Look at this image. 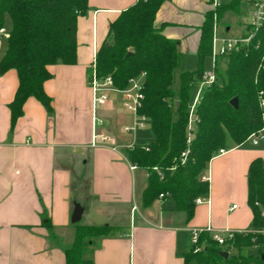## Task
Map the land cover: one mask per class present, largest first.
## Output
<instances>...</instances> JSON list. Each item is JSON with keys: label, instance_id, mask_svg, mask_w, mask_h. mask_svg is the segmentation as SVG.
Segmentation results:
<instances>
[{"label": "crops", "instance_id": "1", "mask_svg": "<svg viewBox=\"0 0 264 264\" xmlns=\"http://www.w3.org/2000/svg\"><path fill=\"white\" fill-rule=\"evenodd\" d=\"M136 1L88 0L87 11L78 16L76 62L49 65L52 77L44 89L52 98L51 111L29 96L12 128L9 103L18 74L14 68L0 73V264H66L76 202L83 207L77 223L120 229L97 239L94 264H185L182 252L191 246L193 228L226 233L253 229L247 174L254 158L264 161V137L256 144L247 139L211 158L209 191L192 216L169 195L144 205L149 173L138 165L131 168L126 149L145 142L125 134L131 115L120 105V93L111 92L107 104L97 109L103 120L98 131L111 141L92 145L88 76L93 51L107 38L110 23ZM247 4L252 6V0ZM210 10L212 0H166L156 14L155 25L179 40L182 71L196 68L200 26ZM228 11L217 26L227 34ZM248 23L237 35L245 33ZM6 47L7 39L0 40V59ZM44 220H50L51 228Z\"/></svg>", "mask_w": 264, "mask_h": 264}, {"label": "trees", "instance_id": "2", "mask_svg": "<svg viewBox=\"0 0 264 264\" xmlns=\"http://www.w3.org/2000/svg\"><path fill=\"white\" fill-rule=\"evenodd\" d=\"M164 1L137 0L121 11L110 23L107 38L98 48L96 64L98 74L111 75L118 88L127 87L130 77L145 72L139 113L148 117L154 139L135 143L126 153L132 164L149 173L142 194L144 205L163 193L174 199L178 209L192 216L196 197L208 194L209 182L201 180L200 175L213 155L221 147L241 144L264 126V108L260 103V98H264V21L247 43L220 57L219 65L225 63L224 73L204 88L195 111L198 119L194 136L188 142V109L194 85L212 52L214 12L219 21L227 10L240 12L242 0L222 3L205 14L196 68L180 72L177 90L175 71L182 55L179 40L166 36L155 25ZM87 9L88 0H0V26L5 25L8 16L11 31L0 59V73L14 68L19 81L9 103L12 128L23 114L29 96L52 110V98L44 89V82L52 77L49 65L76 62L78 16ZM128 51L132 54L127 55ZM235 96L237 106L231 103ZM186 148H189L187 158L181 163L180 154ZM247 178L253 229L233 232L226 237L224 247L208 231L201 232L202 248L195 250L191 245L184 250L185 264H264L262 158L251 161ZM42 223L51 228L50 220ZM119 230L108 223H76L72 243L64 250L66 264H94L92 254L97 239ZM233 248L236 253L231 252ZM222 250L229 251V256L222 255Z\"/></svg>", "mask_w": 264, "mask_h": 264}, {"label": "built area", "instance_id": "3", "mask_svg": "<svg viewBox=\"0 0 264 264\" xmlns=\"http://www.w3.org/2000/svg\"><path fill=\"white\" fill-rule=\"evenodd\" d=\"M213 10L215 11L216 8L220 5L218 0H212ZM252 12L249 24L253 26V29L250 34L247 36H237L233 38L223 37L222 39L219 38L217 35V26H218V19L217 14L214 12V31H213V39H212V52H211V59H212V67L211 69H206L203 71L202 75L199 79V86L196 92V95L192 98V101L189 104V116H188V124H187V131H188V142H190L191 138L194 136L196 123H197V115H196V107L201 99L202 92L204 88L217 80V71L219 65V59L221 56L229 53L232 50L238 49L241 45L247 43L251 36L255 33L258 27L264 21V0H252ZM11 35V31L5 25L0 26V40L8 39ZM219 40L222 41L221 45L218 47ZM97 53L98 50L95 48L93 51V59L91 63V71L88 76V82L92 89V103H93V135H92V145H97V143H107L111 141V137L104 133H99L98 126L103 123V120L97 115V109L102 106L106 105L109 101V95L111 92H117L122 95L121 104L122 106L129 112H132L134 115L137 116V122L140 127H145L146 122L149 121L148 117L143 114L139 113V109L143 104L144 99V80H145V72L140 73L137 76L130 77L129 84L125 88H118L114 85V81L111 75H107L105 77H101L98 74L97 70ZM260 103L264 108V98H260ZM264 126L258 130L257 132H253L250 134L248 139L256 144L264 137ZM135 129L130 125H125L124 130L126 132ZM133 145V144H132ZM131 145V146H132ZM189 148L183 150L180 154V161L184 163L187 158ZM226 151V148L221 147L219 150L213 155L221 154ZM136 164H132L131 168H135ZM158 169L157 167H155ZM172 169L175 166L171 167ZM200 179L203 181H210V172L204 171L200 175ZM164 196L163 193L160 194V197ZM205 195L198 196L195 199V202H203L205 201ZM235 206V205H234ZM262 215H264V210H262ZM203 231H208L212 238L215 239L219 245L222 247L225 246V239L227 236L231 235L232 233H226L223 230H215L211 227L206 228H193L190 234V241L191 245H194L195 250H200L202 245L199 243V236L200 233ZM262 233L264 234V229H262Z\"/></svg>", "mask_w": 264, "mask_h": 264}, {"label": "rangeland", "instance_id": "4", "mask_svg": "<svg viewBox=\"0 0 264 264\" xmlns=\"http://www.w3.org/2000/svg\"><path fill=\"white\" fill-rule=\"evenodd\" d=\"M241 8L242 9L240 10L239 13L233 12V11H228L226 13L225 19L227 20V22L230 23L231 31L229 34H227L226 32L223 33L224 31L220 32L219 28H217V35L219 36L220 39H222L223 37L233 38V37L240 36L237 34L244 30L245 24L250 21L251 12L253 10L252 6L247 4V0H242ZM6 19H5V26L9 27L10 26V18L7 17ZM252 29H253V26H251V24L248 23L247 27H246V31L243 34V36H247L248 34H250ZM221 43H222V41L219 40L218 47L221 45ZM211 67H212V59H211V55H210V56H207L205 59V70L211 69ZM218 67H219V71H217V77L220 78V75L222 73H224L225 63L222 62ZM182 70H183V65L176 68V71H175L176 78H175L174 88L176 90L179 88V74ZM198 86H199V81L194 85V88L192 91V98L196 95V92L198 90ZM121 99H122V95L120 94V101H121ZM120 105H122V104H120ZM122 108L129 115H131L130 120L128 121V123L126 125H130L132 127H135V129H132L131 131L125 133L126 135H128V138L132 139V140L136 139L137 141H140V142L152 141L154 139V134H153V131L151 129L149 121L146 122L145 127H140L139 124L136 123L137 122V116L134 115L132 112L127 111L123 106H122ZM251 250L254 251L255 249L252 248ZM231 252L236 253V249L235 248L231 249Z\"/></svg>", "mask_w": 264, "mask_h": 264}, {"label": "water", "instance_id": "5", "mask_svg": "<svg viewBox=\"0 0 264 264\" xmlns=\"http://www.w3.org/2000/svg\"><path fill=\"white\" fill-rule=\"evenodd\" d=\"M129 54H132V51H128L127 55H129ZM231 103L234 106H237L238 105V98L236 96L233 97L231 99ZM82 212H83V207L80 205V203L76 202L75 206H74V210H73L72 216H71V221L74 222V223L79 222L80 219H81V216H82ZM221 254L224 255L225 257H228L229 256V251L222 250Z\"/></svg>", "mask_w": 264, "mask_h": 264}]
</instances>
